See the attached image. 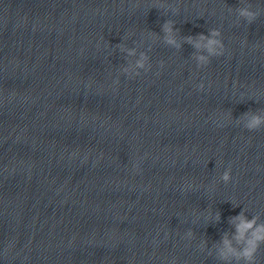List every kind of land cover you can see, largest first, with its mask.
I'll return each instance as SVG.
<instances>
[{"label": "clouds", "instance_id": "9594fccd", "mask_svg": "<svg viewBox=\"0 0 264 264\" xmlns=\"http://www.w3.org/2000/svg\"><path fill=\"white\" fill-rule=\"evenodd\" d=\"M237 16L240 19H243L248 24H252L257 20L261 14V10L257 7L253 9V5L248 2V0H240V6L235 9ZM162 30L165 32V41L167 44L179 47L177 44L173 33L172 24L169 21H165L162 26ZM222 35L220 29H210L209 35L205 36L200 34L199 40H206L204 47L207 49V52L210 56L220 57L223 56L225 51V45L222 40L216 39ZM187 42H192V37L186 38ZM194 47L200 48L201 45L199 42L194 44ZM129 55H134V50H129ZM148 59L146 55L141 54L140 60L137 61L138 68H144V62ZM202 68L208 66L210 60L201 55L197 57ZM160 67H163V62H160ZM127 68L124 69V72H127ZM115 84H119V77L114 80ZM198 90H203L204 85L200 83L197 85ZM251 111V110H250ZM245 116H248L249 113H244ZM244 128L250 132L259 131L264 128V117H261L256 112H251V118L244 124ZM221 179L224 182H228L232 179L231 176V167L229 166L221 175ZM218 218V217H217ZM239 220L238 224H234L236 229L235 240L238 244L241 245L239 249L232 247L231 242L227 239V234L223 238V244L225 246V251L221 253L222 258H227L232 256L237 261V264H240L242 261L243 264H258V253L260 251L261 245H264V224L257 225L256 218L253 217L252 220H247L243 212L236 217H232L230 223ZM188 236L192 235L191 230L187 233Z\"/></svg>", "mask_w": 264, "mask_h": 264}]
</instances>
